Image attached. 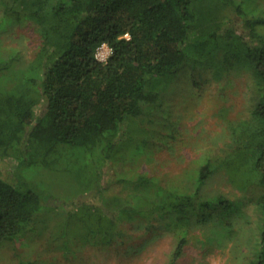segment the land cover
Instances as JSON below:
<instances>
[{
  "label": "trees",
  "instance_id": "obj_1",
  "mask_svg": "<svg viewBox=\"0 0 264 264\" xmlns=\"http://www.w3.org/2000/svg\"><path fill=\"white\" fill-rule=\"evenodd\" d=\"M249 1L0 0V21L31 24L42 40L35 57L21 67L15 54L0 50V158L18 160V173L0 168V245L22 239L45 214L61 208L86 226L87 237L105 243L123 234L125 222L138 218L181 222L192 212L206 219L207 209H222L202 194L216 169L212 158L202 165L194 191L143 175L129 198L108 201L103 189L68 201L43 194L25 173L39 165L76 172L87 189L94 187L95 176L87 178V168L145 146L135 136V119L161 106L189 63L214 67L217 74L242 67L264 86V34L259 32L264 10L258 15L245 6ZM227 8L244 19L258 42L224 25L221 13ZM104 44L112 48L107 63L96 56ZM251 115L243 147L254 157L246 179H255L263 193L255 205L259 217L249 264H264V100ZM232 163L233 158H223L218 166ZM216 202L223 210L236 205L223 197ZM186 245L183 237L175 263Z\"/></svg>",
  "mask_w": 264,
  "mask_h": 264
},
{
  "label": "rangeland",
  "instance_id": "obj_2",
  "mask_svg": "<svg viewBox=\"0 0 264 264\" xmlns=\"http://www.w3.org/2000/svg\"><path fill=\"white\" fill-rule=\"evenodd\" d=\"M247 3L258 15L264 10V0ZM221 14L225 26H235L258 42L235 10L227 8ZM259 32L264 34V27ZM41 42L31 24L0 21V50L15 54L19 67L35 57ZM262 100L264 86L254 81L250 71L238 67L217 74L214 67L192 62L170 84L161 106L135 119V136L145 146L139 151L129 148L120 160L87 168L85 176H95L91 189L76 172L39 165L25 173L43 194L68 201L91 198L103 189V201H108L115 196L129 198L143 175L166 187L194 191L202 165L212 158L216 169L202 194L222 209H207L206 219L201 212H192L181 222L138 218L125 222L123 234L105 243L87 237L86 226L68 218L61 208L45 214L38 228L22 239L0 245V264H249L259 217L255 205L263 192L255 179H246L254 154L243 146L252 126V110ZM223 158H233L232 165H226L230 170L218 166ZM0 168L18 173V160L0 158ZM217 197L236 205L223 210ZM183 237L187 245L175 263Z\"/></svg>",
  "mask_w": 264,
  "mask_h": 264
},
{
  "label": "built area",
  "instance_id": "obj_3",
  "mask_svg": "<svg viewBox=\"0 0 264 264\" xmlns=\"http://www.w3.org/2000/svg\"><path fill=\"white\" fill-rule=\"evenodd\" d=\"M126 38H130L129 34L125 35ZM105 47L108 48V50H103ZM97 58L99 61L101 62H108L110 56L112 55V48L107 44H104L103 46H101L98 50H97Z\"/></svg>",
  "mask_w": 264,
  "mask_h": 264
}]
</instances>
